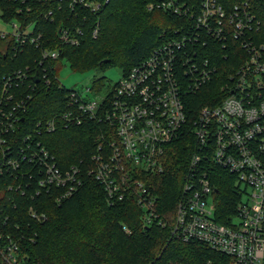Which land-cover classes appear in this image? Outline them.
<instances>
[{
	"label": "built area",
	"instance_id": "obj_1",
	"mask_svg": "<svg viewBox=\"0 0 264 264\" xmlns=\"http://www.w3.org/2000/svg\"><path fill=\"white\" fill-rule=\"evenodd\" d=\"M107 1L67 4L97 13ZM62 4L0 0V264H31L21 250L24 235L10 222L15 196L52 194L60 202L77 191L84 174L103 186L110 203L132 195L145 225L169 224L172 235L204 242L227 255L229 264H264V16L249 0H150L147 8L166 9L183 17L182 24L161 33L163 40L104 95L91 97L66 88L58 63L52 64L61 48L46 44L42 18L59 19L60 44L77 45L83 37L80 23L61 18ZM91 29L96 36L98 16ZM215 78L216 102L201 104L189 119L186 96ZM53 83L66 91L63 107L29 125L25 115L38 86ZM84 118L107 122L110 136L88 160L63 166L43 136ZM187 130L195 147L173 217H167L147 179L163 170L167 144ZM214 165L233 174L238 187L225 220L217 216ZM26 210L35 219L46 218L32 204Z\"/></svg>",
	"mask_w": 264,
	"mask_h": 264
},
{
	"label": "trees",
	"instance_id": "obj_2",
	"mask_svg": "<svg viewBox=\"0 0 264 264\" xmlns=\"http://www.w3.org/2000/svg\"><path fill=\"white\" fill-rule=\"evenodd\" d=\"M148 1L108 0L93 13L79 8L71 10L67 0H63L61 18L65 22L68 17L80 23L83 37L77 45L60 44L57 41L59 19L52 23L42 18L46 44L61 48L60 58L52 64L64 58L74 70L116 65L124 74L163 40L161 33L169 34L184 20L161 7L147 8ZM249 1L264 16L263 0ZM97 16L99 30L92 36L91 28ZM227 62L224 61L226 66ZM219 90L220 81L215 78L195 94L187 95L188 118L194 117L201 104H214V95ZM65 92L54 83L49 88L39 85L25 119L42 118L61 109ZM109 133L107 122L84 118L80 124L59 125L43 138L58 162L65 166L69 162L88 160L97 143L107 139ZM194 147L193 134L187 130L167 144L163 170L148 175L147 182L159 194V208L167 217H173ZM210 175L218 190L217 216L225 220L239 197L238 187L234 175L224 168L214 165ZM15 199L17 211L10 222L18 223L15 230L24 235L21 250L31 264H229L227 255L204 242L184 241L172 235L169 224L145 225L142 208L132 195L110 203L103 186L87 174L77 191L60 202L52 194L34 198L16 195ZM31 204L45 212L44 220L35 219L27 212Z\"/></svg>",
	"mask_w": 264,
	"mask_h": 264
},
{
	"label": "rangeland",
	"instance_id": "obj_3",
	"mask_svg": "<svg viewBox=\"0 0 264 264\" xmlns=\"http://www.w3.org/2000/svg\"><path fill=\"white\" fill-rule=\"evenodd\" d=\"M59 69L57 75L66 86V88H75L83 95L91 97H99L105 94V91L110 89L114 82L121 76L119 66H104L103 68H91L87 70H74L70 67L69 61L62 58L58 63ZM98 77H102L97 79ZM92 86L88 91L86 88ZM33 120H27V123L32 124Z\"/></svg>",
	"mask_w": 264,
	"mask_h": 264
}]
</instances>
